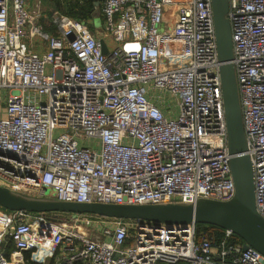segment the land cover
<instances>
[{
	"label": "built area",
	"instance_id": "obj_1",
	"mask_svg": "<svg viewBox=\"0 0 264 264\" xmlns=\"http://www.w3.org/2000/svg\"><path fill=\"white\" fill-rule=\"evenodd\" d=\"M93 1L101 28L91 30L39 5L31 12L25 0H0V186L77 203L230 200L211 0ZM228 6L264 218V0ZM58 215L0 208V248L39 253L46 243L54 264H264L228 230Z\"/></svg>",
	"mask_w": 264,
	"mask_h": 264
},
{
	"label": "water",
	"instance_id": "obj_2",
	"mask_svg": "<svg viewBox=\"0 0 264 264\" xmlns=\"http://www.w3.org/2000/svg\"><path fill=\"white\" fill-rule=\"evenodd\" d=\"M97 2H95V5ZM216 53L227 132L230 174L234 196L228 201L198 198L194 202L158 204L77 203L15 193L0 186V207L30 213L92 215L101 218L135 220L153 224L188 223L212 225L238 236L245 250L251 247L264 256V218L256 211L253 169L247 151L233 49L228 0H211ZM97 23L101 24L99 17ZM94 20V19H93ZM91 27H95L93 23ZM102 52L106 48L102 42ZM4 245V243H3ZM2 245V246H3Z\"/></svg>",
	"mask_w": 264,
	"mask_h": 264
},
{
	"label": "trees",
	"instance_id": "obj_3",
	"mask_svg": "<svg viewBox=\"0 0 264 264\" xmlns=\"http://www.w3.org/2000/svg\"><path fill=\"white\" fill-rule=\"evenodd\" d=\"M53 11H58L61 14H64V15L73 17V18H75L77 20L83 21L86 24H88V27L92 30V27H91L90 23H91V21L93 19V17H92V14H93V11H94V2H93V0H82V2L79 1V0H63V1L57 0L56 4H55V8H53L51 12L49 11L48 14L46 15V17H49L50 14ZM41 22H44V20H42ZM42 24H44V23H42ZM48 30L50 32H53V29H51V28H48ZM3 210H5V209H3ZM68 215L69 214H59L58 217H57V220L58 221L65 220ZM196 228H197L198 231H202V230L212 231L217 236H221L222 233H223V229H221L219 227H216V226H212V225L196 224ZM234 240L238 241V242L239 241L242 242V240L236 235L234 236ZM13 250L14 249H13V246H12V248H10V250H8L6 252V257ZM44 253H45L44 247L41 246L40 252L39 253H35L34 257H36V259H41L42 256L44 255ZM23 254H24V259L29 261V258H30V255H31V251H24ZM31 264H35V263H31ZM51 264H54V263L51 262Z\"/></svg>",
	"mask_w": 264,
	"mask_h": 264
},
{
	"label": "crops",
	"instance_id": "obj_4",
	"mask_svg": "<svg viewBox=\"0 0 264 264\" xmlns=\"http://www.w3.org/2000/svg\"><path fill=\"white\" fill-rule=\"evenodd\" d=\"M27 3V7L31 12H35L36 10V6L39 5L43 11V15L46 16L48 14V12L52 11L53 8H55V4L57 0H25ZM59 1H63V0H59ZM94 2V1H93ZM94 6H95V2H94ZM98 17V12L97 10L93 11L92 17L93 19L95 17ZM3 114V110L0 109V115ZM2 116V115H1ZM46 243H43V247L44 250L46 251L45 248ZM47 246V245H46ZM9 248V249H8ZM10 248H12V245L10 243H6L3 248H0V252L2 251V256H3V262L5 264H22V261H24V252H17V251H12L10 254L7 255L6 257V252L8 250H10ZM17 255H19V258L17 257ZM35 253H31L29 261H31L32 263L35 264H51V262H53V257H51L50 255H47L44 253V255L42 256L41 259H36ZM2 262L0 261V264Z\"/></svg>",
	"mask_w": 264,
	"mask_h": 264
},
{
	"label": "rangeland",
	"instance_id": "obj_5",
	"mask_svg": "<svg viewBox=\"0 0 264 264\" xmlns=\"http://www.w3.org/2000/svg\"><path fill=\"white\" fill-rule=\"evenodd\" d=\"M97 16L94 18V20H93V23L95 24V27L96 28H101V24H98L97 23ZM0 107H1V104H0ZM33 197V196H32ZM68 217V216H67ZM64 221H67L68 222V220H64ZM70 221V220H69Z\"/></svg>",
	"mask_w": 264,
	"mask_h": 264
},
{
	"label": "bare ground",
	"instance_id": "obj_6",
	"mask_svg": "<svg viewBox=\"0 0 264 264\" xmlns=\"http://www.w3.org/2000/svg\"><path fill=\"white\" fill-rule=\"evenodd\" d=\"M17 257L19 258V255H17Z\"/></svg>",
	"mask_w": 264,
	"mask_h": 264
}]
</instances>
